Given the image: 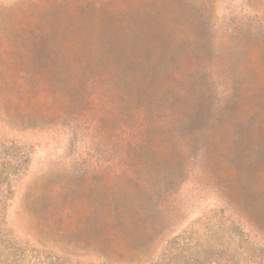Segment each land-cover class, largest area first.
Listing matches in <instances>:
<instances>
[{
	"label": "rangeland",
	"instance_id": "obj_1",
	"mask_svg": "<svg viewBox=\"0 0 264 264\" xmlns=\"http://www.w3.org/2000/svg\"><path fill=\"white\" fill-rule=\"evenodd\" d=\"M0 264H264V0H0Z\"/></svg>",
	"mask_w": 264,
	"mask_h": 264
}]
</instances>
